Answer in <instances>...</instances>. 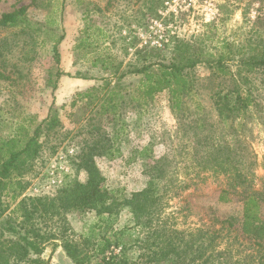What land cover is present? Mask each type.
<instances>
[{"label":"rangeland","instance_id":"obj_1","mask_svg":"<svg viewBox=\"0 0 264 264\" xmlns=\"http://www.w3.org/2000/svg\"><path fill=\"white\" fill-rule=\"evenodd\" d=\"M23 5L31 28L0 29V145L15 135L25 140L24 128L30 136L47 121L36 155L7 180L6 216L22 222L21 199L53 198L86 182L77 163L89 146L120 151L94 158L116 199L112 212L35 216V227L54 237L44 240L47 264H75L62 246L68 239L89 264H103L105 238L130 247L133 264H264V70L242 85L254 104L228 119L214 94L233 83L206 64L188 70L192 89L178 108L168 91L141 95V76L130 73L169 63L181 43L212 55L224 43L264 46V0H0V16ZM117 83L120 95H110ZM249 194L260 204L257 225L244 222Z\"/></svg>","mask_w":264,"mask_h":264},{"label":"trees","instance_id":"obj_2","mask_svg":"<svg viewBox=\"0 0 264 264\" xmlns=\"http://www.w3.org/2000/svg\"><path fill=\"white\" fill-rule=\"evenodd\" d=\"M27 9L28 6L23 5L12 11L4 12L0 16V29L16 26L22 27L20 33L26 32L27 27L31 28L30 25H32L27 15ZM54 55L56 61L60 62L61 55L58 42L54 46ZM200 64L208 65L214 76L229 79L233 83L231 88H220L214 94L216 95L215 103L218 105L219 114L225 119L244 115L248 108L254 104L252 92L242 86L244 79L250 72L264 70V46L260 42L248 51L235 47L233 42L224 43V51L216 55L201 53L197 50L191 51L187 43H181L177 48V53L174 54L169 63L159 62L157 64L149 63L136 66L130 70V73L141 76V95L153 98L156 93L168 91L171 100L175 102L174 106L178 108L182 97L192 89V84L188 78V70ZM96 65L97 61L95 60L93 66ZM56 73L58 78L64 72L59 69ZM76 76L95 78L86 74H77ZM55 88L56 85L54 84L53 89ZM121 90L120 84L115 85L111 88L109 94L118 96ZM109 104L110 100L107 99L101 102L100 114L107 113L106 109ZM116 106L115 103L111 109L114 113H116ZM46 121L40 123L30 136H28V130L24 128L25 140L15 135L7 138L0 145V156L2 157L0 158V264H47L42 257L46 236L33 223L37 214L40 217L60 216L64 210L70 208L80 210L93 208L99 214H103L110 213L114 209L116 199L112 197L111 192L104 185V177L97 168L94 158L96 155L113 157L119 155L120 151L115 150L113 145L106 147L105 144L102 146L95 144L89 146L79 156L80 162L77 163V167L84 169L88 174L86 182H73L53 198L37 196L21 199L18 203V211L22 222L18 221V217L6 216L7 209L2 202V195L7 187V180L13 175L23 173L27 162L33 159L38 152L40 147L39 134ZM111 140L113 142V139ZM146 150L147 148L139 150L140 156L146 155ZM146 192L147 190H144L142 194ZM259 209L260 204L257 197L252 194L246 196L244 222L257 225L261 221L258 214ZM27 223H31L29 228L25 226ZM49 238L54 237L47 236L46 240ZM62 246L75 264H89L85 260L78 243L68 239L63 242ZM112 247H120V251L110 250ZM129 249L128 246H121L117 240L112 242L110 238H105L100 243L98 253L110 252L109 255L104 257L103 264H133L128 256Z\"/></svg>","mask_w":264,"mask_h":264}]
</instances>
